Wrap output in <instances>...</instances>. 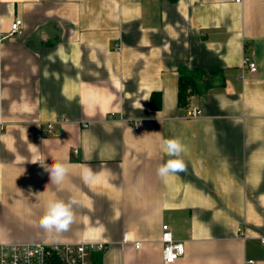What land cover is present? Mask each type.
<instances>
[{
    "label": "crops",
    "instance_id": "obj_1",
    "mask_svg": "<svg viewBox=\"0 0 264 264\" xmlns=\"http://www.w3.org/2000/svg\"><path fill=\"white\" fill-rule=\"evenodd\" d=\"M16 18L23 36L3 39ZM183 70L204 74L186 107ZM173 137L187 171L161 178ZM37 159L64 163V182ZM71 197L69 230L41 228ZM163 225L185 245L174 264H264V0H0V244L99 242L91 264H166Z\"/></svg>",
    "mask_w": 264,
    "mask_h": 264
},
{
    "label": "built area",
    "instance_id": "obj_2",
    "mask_svg": "<svg viewBox=\"0 0 264 264\" xmlns=\"http://www.w3.org/2000/svg\"><path fill=\"white\" fill-rule=\"evenodd\" d=\"M235 1L241 3L243 0ZM23 25L22 19H14L8 35L3 39L22 37L24 34ZM244 67L251 74L257 73L258 66L249 57H245ZM241 77L244 79V70ZM199 114L198 110H190L188 113L191 117H196ZM52 131L53 123H49L45 133L49 134ZM162 231L163 260L166 264H174L185 255V245L173 239L169 225H163ZM240 231L242 230L239 229ZM124 241H129L127 236ZM135 247L138 249L139 244L136 243ZM105 248V244L99 242L0 244V264H91L92 256L103 252Z\"/></svg>",
    "mask_w": 264,
    "mask_h": 264
},
{
    "label": "clouds",
    "instance_id": "obj_3",
    "mask_svg": "<svg viewBox=\"0 0 264 264\" xmlns=\"http://www.w3.org/2000/svg\"><path fill=\"white\" fill-rule=\"evenodd\" d=\"M162 148L165 154L171 158L157 168L158 176L166 178L170 174L187 171V165L182 158L185 146L178 137L163 139ZM37 162L49 171L52 183L60 185L64 182L68 174V167L64 163L55 162L51 165H45L44 160L41 159H37L31 163ZM82 179L85 183H91L95 179V173L91 168L85 166L82 172ZM78 204L79 200L76 197H71L67 202L61 199L49 200L40 218V227L49 233L53 231L56 233L68 231L75 220L73 207Z\"/></svg>",
    "mask_w": 264,
    "mask_h": 264
},
{
    "label": "trees",
    "instance_id": "obj_4",
    "mask_svg": "<svg viewBox=\"0 0 264 264\" xmlns=\"http://www.w3.org/2000/svg\"><path fill=\"white\" fill-rule=\"evenodd\" d=\"M203 73L201 72H187V71H182L180 75V82H179V105L181 107H186L189 103V98L192 95L195 94H201L202 89L198 84V81L202 79ZM205 84H208L206 82ZM210 86L206 87V90L209 89ZM158 94H153V99H152V106L153 108H157L158 105L154 104V99ZM99 254V253H98ZM94 264H99V263H94Z\"/></svg>",
    "mask_w": 264,
    "mask_h": 264
}]
</instances>
